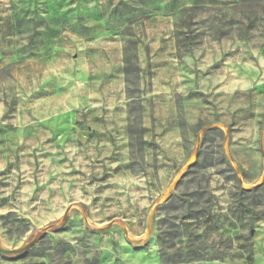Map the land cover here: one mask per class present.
I'll return each instance as SVG.
<instances>
[{"label":"clouds","instance_id":"1","mask_svg":"<svg viewBox=\"0 0 264 264\" xmlns=\"http://www.w3.org/2000/svg\"><path fill=\"white\" fill-rule=\"evenodd\" d=\"M0 264H264V0H0Z\"/></svg>","mask_w":264,"mask_h":264}]
</instances>
